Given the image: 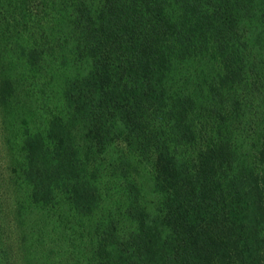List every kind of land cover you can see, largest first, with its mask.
Wrapping results in <instances>:
<instances>
[{
    "label": "trees",
    "instance_id": "1",
    "mask_svg": "<svg viewBox=\"0 0 264 264\" xmlns=\"http://www.w3.org/2000/svg\"><path fill=\"white\" fill-rule=\"evenodd\" d=\"M0 112L85 264H264V0H0Z\"/></svg>",
    "mask_w": 264,
    "mask_h": 264
},
{
    "label": "rangeland",
    "instance_id": "2",
    "mask_svg": "<svg viewBox=\"0 0 264 264\" xmlns=\"http://www.w3.org/2000/svg\"><path fill=\"white\" fill-rule=\"evenodd\" d=\"M20 140L19 130L3 126L0 112V264H85L79 239L88 232L80 222L65 226L54 212L51 219L31 207ZM58 207L64 215L73 214L69 204Z\"/></svg>",
    "mask_w": 264,
    "mask_h": 264
}]
</instances>
